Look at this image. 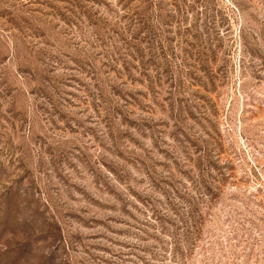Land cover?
I'll return each mask as SVG.
<instances>
[{"label": "rangeland", "instance_id": "obj_1", "mask_svg": "<svg viewBox=\"0 0 264 264\" xmlns=\"http://www.w3.org/2000/svg\"><path fill=\"white\" fill-rule=\"evenodd\" d=\"M0 264H264V0H0Z\"/></svg>", "mask_w": 264, "mask_h": 264}]
</instances>
